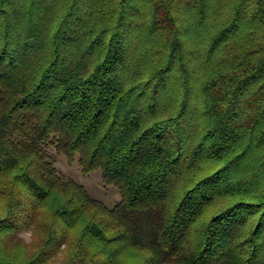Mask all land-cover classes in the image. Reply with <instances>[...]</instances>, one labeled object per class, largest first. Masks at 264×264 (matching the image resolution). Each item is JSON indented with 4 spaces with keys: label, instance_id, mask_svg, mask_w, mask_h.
<instances>
[{
    "label": "trees",
    "instance_id": "16d2710c",
    "mask_svg": "<svg viewBox=\"0 0 264 264\" xmlns=\"http://www.w3.org/2000/svg\"><path fill=\"white\" fill-rule=\"evenodd\" d=\"M59 253L264 264V0H0V264Z\"/></svg>",
    "mask_w": 264,
    "mask_h": 264
},
{
    "label": "rangeland",
    "instance_id": "374dc122",
    "mask_svg": "<svg viewBox=\"0 0 264 264\" xmlns=\"http://www.w3.org/2000/svg\"><path fill=\"white\" fill-rule=\"evenodd\" d=\"M47 150L55 157L57 170L66 177H70L82 184L91 196L103 201L109 207H112L120 200L121 194L119 190L116 186L103 182L100 170H93L87 173L82 170L77 154L70 159L64 153L57 152L53 146H48ZM20 236L30 248H34L35 237H38L37 233H33V230H24L20 233ZM62 258L63 253H59L58 258L54 259L52 264H58Z\"/></svg>",
    "mask_w": 264,
    "mask_h": 264
}]
</instances>
